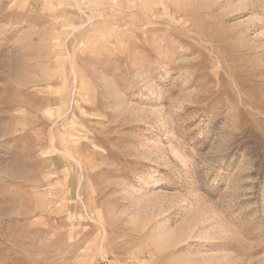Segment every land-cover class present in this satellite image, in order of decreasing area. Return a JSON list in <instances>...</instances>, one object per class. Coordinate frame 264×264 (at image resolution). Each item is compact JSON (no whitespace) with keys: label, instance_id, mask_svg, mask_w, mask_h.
Returning a JSON list of instances; mask_svg holds the SVG:
<instances>
[{"label":"rangeland","instance_id":"obj_1","mask_svg":"<svg viewBox=\"0 0 264 264\" xmlns=\"http://www.w3.org/2000/svg\"><path fill=\"white\" fill-rule=\"evenodd\" d=\"M0 264H264V0H0Z\"/></svg>","mask_w":264,"mask_h":264}]
</instances>
